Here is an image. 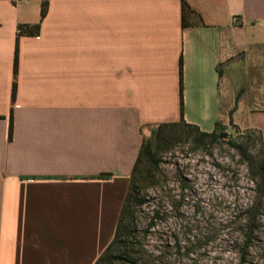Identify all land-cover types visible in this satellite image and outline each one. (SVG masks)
I'll return each instance as SVG.
<instances>
[{"label":"crops","instance_id":"obj_1","mask_svg":"<svg viewBox=\"0 0 264 264\" xmlns=\"http://www.w3.org/2000/svg\"><path fill=\"white\" fill-rule=\"evenodd\" d=\"M182 118L264 140V0H0V264H95L143 142Z\"/></svg>","mask_w":264,"mask_h":264},{"label":"rangeland","instance_id":"obj_2","mask_svg":"<svg viewBox=\"0 0 264 264\" xmlns=\"http://www.w3.org/2000/svg\"><path fill=\"white\" fill-rule=\"evenodd\" d=\"M238 72L225 67V82ZM164 129V140L150 142L155 156L138 163L125 228L107 261L264 264V194L253 173L264 161L259 133L229 122L203 140V130L182 122Z\"/></svg>","mask_w":264,"mask_h":264},{"label":"trees","instance_id":"obj_3","mask_svg":"<svg viewBox=\"0 0 264 264\" xmlns=\"http://www.w3.org/2000/svg\"><path fill=\"white\" fill-rule=\"evenodd\" d=\"M188 9V5L183 1L182 2V10L183 13L186 12V10ZM47 11V2H43L42 3V8H41V15L44 16L46 14ZM186 23V22H184ZM39 31V25L38 24H34V25H28V24H19L18 26V35H22V34H36ZM15 66L17 69L18 66V49L16 50V60H15ZM180 72H182V67H180ZM16 82L13 83V88H12V97L15 98L16 96ZM180 101H181V112H182V85H180ZM176 122H182L187 126H191L199 131H201V129L194 125V124H190L185 122V120H183V118L179 121ZM175 122H165V123H161L158 126V129L156 131V135L155 138L157 139V142L160 143V141L164 140L165 136H164V131H165V127L166 125L169 124H173ZM223 125L222 122L217 121L215 124V127L212 131H201L200 135H198V139L203 140V137L205 136H213L217 133L218 128H220ZM236 127V126H235ZM260 135V134H259ZM197 137V136H196ZM260 140L264 143V140L262 139L261 135H260ZM157 153V151L155 150L154 146L152 145V143L150 142H143L141 149L139 151V154L137 156L135 165L133 167L132 173H131V177H130V182H129V188L127 191V194L125 196L124 202L122 204V208H121V213H120V217H119V221L117 224V229H116V233L115 236L113 238V240L108 244V246L105 248V250L103 251V253L98 257L97 261L95 264H110L107 260L110 257L111 258V254L109 252L110 248H112V246L117 242V238L120 236V234L124 231V218L126 213H128L129 207H130V202H131V193L132 190L134 189V184H135V176L136 173H138L139 168H138V163L142 160V156H147V158H153L155 156V154ZM252 163V162H251ZM254 175L256 177H258V179L260 180L259 182V187H260V194H264V161L261 163V165L259 166V171H253Z\"/></svg>","mask_w":264,"mask_h":264}]
</instances>
